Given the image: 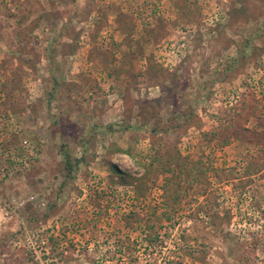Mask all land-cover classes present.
Returning a JSON list of instances; mask_svg holds the SVG:
<instances>
[{
    "label": "rangeland",
    "instance_id": "1",
    "mask_svg": "<svg viewBox=\"0 0 264 264\" xmlns=\"http://www.w3.org/2000/svg\"><path fill=\"white\" fill-rule=\"evenodd\" d=\"M263 151L264 0H0V264H264Z\"/></svg>",
    "mask_w": 264,
    "mask_h": 264
},
{
    "label": "trees",
    "instance_id": "2",
    "mask_svg": "<svg viewBox=\"0 0 264 264\" xmlns=\"http://www.w3.org/2000/svg\"><path fill=\"white\" fill-rule=\"evenodd\" d=\"M117 151L120 153L129 155L131 158L134 159V161L138 165H141V162L139 160L140 158L133 151H124V150H117ZM63 159H64L63 160V166H64V170L66 172L65 177H66V179H70V177L73 175V173L82 164L83 160L77 158L75 156V154L69 149L63 150ZM113 172L116 175H118L120 177V179H124V176L114 167H113ZM123 182H125V181L123 180ZM159 239H160V236L156 233L155 236L150 238V245L154 246V241L157 242ZM177 253H178V251L174 252L173 256H171V257H169V259L165 260V264H182V262L179 260L180 258L176 256Z\"/></svg>",
    "mask_w": 264,
    "mask_h": 264
},
{
    "label": "built area",
    "instance_id": "3",
    "mask_svg": "<svg viewBox=\"0 0 264 264\" xmlns=\"http://www.w3.org/2000/svg\"><path fill=\"white\" fill-rule=\"evenodd\" d=\"M3 172H4V170L0 168V175H2ZM35 238H36V235L33 234L31 237H29V242H32V240H34Z\"/></svg>",
    "mask_w": 264,
    "mask_h": 264
}]
</instances>
